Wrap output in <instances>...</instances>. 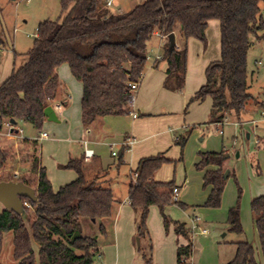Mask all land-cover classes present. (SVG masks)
<instances>
[{
  "label": "trees",
  "instance_id": "1",
  "mask_svg": "<svg viewBox=\"0 0 264 264\" xmlns=\"http://www.w3.org/2000/svg\"><path fill=\"white\" fill-rule=\"evenodd\" d=\"M107 1L61 0L63 19L39 25L33 46L25 54L27 61L0 85V133L11 120L16 122L11 129L14 134L19 132L20 122L42 129L46 120L44 110L49 105L46 85L65 64L82 84L85 127L106 116L128 115L130 85L142 81L149 44L156 34L165 37L162 55L156 60V64L164 60L168 65L164 88L182 91L187 78L188 41L196 39L206 45L207 28L212 20L220 23L221 57L206 68L205 82L190 98L187 109L211 98V124L221 123L228 116L240 119L251 103L264 109V100L250 91L254 71L250 73L248 68L250 50L264 42V0H141L132 10L118 14L110 12ZM2 15L0 5V48L8 45ZM172 34L180 37V46L177 43L172 46L169 39ZM186 141L180 138L177 142L183 149ZM19 145V151L24 152L21 161L31 165L34 177L18 181L33 187L38 201L24 198L31 206L25 207L24 215L5 208L0 210V256L5 235L12 233L15 264H94L99 253V236L89 232L98 228L100 234L107 235L114 225L118 202L112 189L88 181L82 156L61 166L74 170L78 177L56 191L41 163L39 143L23 139ZM123 154L124 149L117 156L119 164L124 162ZM13 156L0 145V172ZM199 157L197 169L205 171L204 187L212 188L205 205L218 208L231 175L224 177L228 155L223 151L199 153ZM171 162L164 154L141 159L128 191L140 239L137 252L147 264H153L154 247L147 224L151 208H159L168 232L171 223L165 209L178 203L172 200L174 181L154 179ZM209 167L214 170H208ZM30 210L34 213L31 229L26 222ZM251 210L264 255V196L252 201ZM240 213L237 203L228 217L230 230L237 234H243ZM175 230L190 238L191 232L183 224L176 223ZM236 245L235 258L226 264H258L252 244L240 241ZM191 254L192 243L180 246L177 264H188Z\"/></svg>",
  "mask_w": 264,
  "mask_h": 264
},
{
  "label": "rangeland",
  "instance_id": "2",
  "mask_svg": "<svg viewBox=\"0 0 264 264\" xmlns=\"http://www.w3.org/2000/svg\"><path fill=\"white\" fill-rule=\"evenodd\" d=\"M140 1L113 0V5L108 8L113 14L126 13ZM0 5L3 8L5 39L8 40V45L0 48L1 85L14 69L23 66L27 61L25 54L33 46L38 35L39 25L47 20H62L65 13L62 10L61 0H0ZM209 40L211 48H213L215 40L212 38L211 32H209ZM161 41L160 35L157 34L150 41L149 58L145 71L152 69L157 56L162 55ZM207 46L208 42L204 48ZM260 46L264 47V42L250 50L248 68L250 73L253 70L257 72L259 69L255 81L253 79V83L251 82L250 91L264 100V49L259 48ZM259 60L262 61V65L257 63ZM195 63L196 59H193L182 91L168 92L164 98H155L156 100L150 103L147 111L157 110L163 114L161 117L153 118L156 125L154 127L151 125L140 126L143 117L138 120L136 133H133L135 136H131L140 141L146 139L141 141L144 150L137 151L134 147L131 151L125 152L124 160L127 165L121 168V176L129 174L132 169L135 170L140 159L156 156L169 150L166 156L171 158L172 162L165 164L158 175L163 179L173 180L176 185H184L183 192L178 198L179 202L172 203L165 209V214L171 223L168 232L159 208L156 206L151 208L147 224L154 247L153 264H177L178 235L175 231V224H183L190 231L195 218L199 219L201 229L207 230L208 233L195 237L190 234V238L184 235L180 236L181 243H192V254L188 264L229 263L235 258L236 243L240 241L252 244L256 249V262L264 264V255L261 251L251 210L252 201L257 197L264 196V117L259 111L254 114V117L252 116L254 122L240 124L237 122L240 119L228 116V124H211L209 123L211 98H207L202 103L191 104L187 109L194 90L199 88L204 81V72ZM165 64L162 63L161 68L165 67ZM137 96L138 93L136 98ZM148 99L149 97L146 96L141 98V101L148 104ZM246 111L242 116L247 113ZM119 118H121L119 119L120 129L131 132L132 115H121ZM65 125H67L65 122L62 124L48 122L43 125L41 130H38L30 124L20 122L18 135L21 138L35 139L40 136L41 132H46L52 137L51 140H41L40 142L43 147L44 164L51 169L55 154L60 155L59 153L65 152L69 141H75V134L70 132L69 127ZM158 125L160 127L157 128ZM219 130H222L224 135H221ZM3 132L5 135H0V145L12 152L14 159L10 158L1 170L0 180L14 179V181H18L20 178H33L31 165L21 161L24 152L19 151L20 145H16V142L20 144L23 139L12 137L7 127ZM176 138L187 139L183 149L180 145H176ZM116 141L118 143L120 138H117ZM96 149L103 153L104 164L113 165L110 175L114 179L118 169L114 165L119 163V159L112 156L111 148L108 146L101 145ZM223 151L229 156L224 164L226 169L223 168V170L224 172L230 171L231 175L225 187L221 206L209 208L205 204L210 190L204 187V171L197 169L199 153H220ZM15 172H18V175ZM50 175L54 178L53 171L50 172ZM135 179L136 175L132 172L130 177L125 176L120 182L112 184L115 195L122 205L120 208L116 207V219L107 235L100 234L98 228L89 232L91 235L98 234L99 236L100 251L94 258V264H115L118 253L116 243L119 244V253L123 256L122 261L118 264H147L143 255L137 252L139 244L136 225L131 206L127 203L129 202V184ZM55 187L59 188L56 185ZM237 203L240 204L243 234L232 232L228 223L229 211ZM3 208L0 203V210ZM29 214L26 217V222L28 228L31 229L34 213L30 210ZM131 228L135 230L134 236L130 235ZM142 246L145 247L146 243H143ZM34 248L38 251L37 245H34ZM13 253V234L8 233L4 238V250L0 256V264H15ZM99 254L103 255L102 259L99 258Z\"/></svg>",
  "mask_w": 264,
  "mask_h": 264
},
{
  "label": "crops",
  "instance_id": "3",
  "mask_svg": "<svg viewBox=\"0 0 264 264\" xmlns=\"http://www.w3.org/2000/svg\"><path fill=\"white\" fill-rule=\"evenodd\" d=\"M113 5V2H112ZM109 7V6H107ZM110 10V9H109ZM111 12V11H110ZM218 22V23H217ZM209 32L212 34V38L215 40L214 42V47L211 48L210 45V40H209ZM221 34H220V23L217 20H212L208 24L207 28V42L208 46L207 48H204V44H202L200 41L196 39H190L188 41V68H187V77L188 73H190L191 70V61L193 59H196L195 65L198 64L200 68L204 72V81L205 82V71L208 65L213 62L217 61L221 57ZM176 43L177 45L180 46L181 39L180 37L176 36ZM163 46V42L161 41V48ZM262 50L264 49L263 46H260ZM160 55V54H159ZM161 56V55H160ZM162 63H166L165 67L161 68ZM258 64L262 65V61H258ZM157 65V67H156ZM167 62L164 60H160L157 64L153 65L152 69H149L145 71L143 79L140 83V88L138 90V96L136 98V103L134 110L138 114L137 118H132V128L131 132L130 131H125L120 129L119 127V116H106L103 118H100L97 122L94 124L85 127L83 124V109H82V84L79 82H76L77 80L74 78V76L71 73L70 67L68 65H62L52 77L49 82L46 85V97L48 101V106H52L54 110L56 111V114L58 115V118L60 122L58 124L66 123V127H69L70 132L75 134V141H69V146L65 149V152L59 153L60 155L55 154V157H53V162L51 169L48 165L45 166L44 164V157H43V147L40 144L41 140H51L52 137L49 135L47 138H43L42 134L44 132L40 133V136L35 139H30V140H36L39 145H40V159L42 165L46 168L47 170V175L48 178L50 179L54 190H58L61 187L66 186L67 184L75 181L78 177L77 173L74 170H68V169H63L61 166L65 165L69 162L71 158H80L84 157V152H85V147H84V142L88 143V147L94 151V156L90 160H85V174L88 179V181H97L101 183L104 187L110 188L113 191V195L115 199L118 202V207L120 208L122 205V202L118 200V198L115 195V191L112 188V184L114 182H120L123 177H130V174L134 171H132L124 175L122 174L121 176V168L123 166H126L127 163L124 160L123 164H115L114 166H117V175L113 179L111 178V171L113 168L112 164H104L103 159H102V152L98 151L96 147L105 145L111 148V154L113 151H118L119 155H122L123 149H124V156L126 152V140L131 137V135H134L133 133H136L137 130V123L138 120H140V117H143L141 120V125H151L155 126V119L154 117H161L163 114L160 111H147L149 106L151 105L150 103L153 100H156L155 98H164L169 91L164 88V81L166 79V70H167ZM254 71V81L256 78V73L259 72V69L253 70ZM252 71V72H253ZM201 83V85L203 84ZM200 86V85H199ZM201 87V86H200ZM199 87V88H200ZM198 87L194 90L195 92L199 89ZM195 92L191 95V97L195 94ZM148 96V104L144 103L141 101V98H144ZM166 99V98H165ZM262 101V98H259ZM197 103H202V102H197ZM212 107V105H211ZM249 111H246L247 113L244 116H241L240 121H237L240 124L243 123H249V122H254L255 120L252 119V116L254 117V114L263 111V108L257 105L256 103H251L248 108ZM211 111V110H210ZM235 117V116H234ZM232 118V117H231ZM237 118V117H235ZM248 118V119H246ZM238 120V118H237ZM158 121V120H156ZM50 123L47 119L44 122V125L46 123ZM153 122V123H152ZM152 123V124H149ZM229 123V122H228ZM227 123V124H228ZM64 126V127H65ZM160 127L159 125L157 128ZM132 133V134H130ZM5 135V132H1L0 135ZM19 132L17 133H11L12 137H19ZM160 134V133H159ZM140 135V134H139ZM224 135V133L222 134ZM135 136V135H134ZM21 138V137H19ZM117 138H120V143L116 141ZM21 139H28V138H21ZM177 139V138H176ZM122 140V141H121ZM146 139H141L143 142ZM141 141L138 140L137 143L135 144V150L137 151H143L144 148L141 146ZM16 145L18 146L19 144L16 142ZM176 145H178V142L176 140ZM118 146V148H116ZM133 147V148H134ZM97 150V151H96ZM136 151V152H137ZM169 150L166 152L162 153L166 156ZM239 156V154H237ZM167 157V156H166ZM117 158V157H115ZM168 158V157H167ZM200 158V157H199ZM229 158V156H228ZM143 159V158H142ZM172 160L171 158H168ZM141 160V159H140ZM139 160V161H140ZM200 160V159H199ZM139 162L137 163L138 166ZM259 166V165H258ZM137 168V167H136ZM225 168V167H224ZM260 168V167H259ZM226 169V168H225ZM208 170H214V167H209ZM53 171L54 178L50 175V172ZM74 173H73V172ZM160 171V170H159ZM159 171L155 174L154 179L158 182H171L170 179H163L161 178L158 174ZM16 175H18V172H15ZM229 174L231 172L229 171ZM204 176H205V171H204ZM204 179V177H203ZM173 181V180H172ZM132 182V181H131ZM131 184V183H130ZM129 184V187H130ZM56 186L59 188L56 189ZM175 187H178L180 190V195L183 192L184 185H176ZM210 192L208 196L211 193L212 188L208 187ZM129 191V189H128ZM179 195V196H180ZM208 198V197H207ZM129 201V200H128ZM179 202V201H178ZM128 205L130 206V203L127 202ZM117 207V208H118ZM131 208V207H130ZM132 216L133 220L135 221V213L132 210ZM151 211V210H150ZM116 219V217H115ZM176 231V230H175ZM176 234L178 235V241H177V249L180 246H186L187 243H181L180 242V236L182 234L178 233L176 231ZM130 235L134 236L135 235V230L134 228H131L130 230ZM117 247V261L115 264L120 263L123 259L122 254H120V246L118 243H116ZM134 246L132 245V249ZM100 251V250H99ZM133 251V250H132ZM177 253V252H176ZM102 254H99V258L102 259Z\"/></svg>",
  "mask_w": 264,
  "mask_h": 264
},
{
  "label": "water",
  "instance_id": "4",
  "mask_svg": "<svg viewBox=\"0 0 264 264\" xmlns=\"http://www.w3.org/2000/svg\"><path fill=\"white\" fill-rule=\"evenodd\" d=\"M172 46L176 44V36L174 34L169 36ZM44 115L46 119L50 122L59 123L60 120L56 111L52 106H48L44 110ZM11 124H16L14 120H11ZM238 156V155H237ZM229 175V171L225 172L224 177L227 178ZM29 199L33 202L38 201V197L36 191L33 187L26 185L21 181H8V182H0V203L2 206L11 210L18 215H24L25 205L23 199ZM138 244L140 245V239L138 238Z\"/></svg>",
  "mask_w": 264,
  "mask_h": 264
},
{
  "label": "built area",
  "instance_id": "5",
  "mask_svg": "<svg viewBox=\"0 0 264 264\" xmlns=\"http://www.w3.org/2000/svg\"><path fill=\"white\" fill-rule=\"evenodd\" d=\"M112 2L113 0H108L107 1V6H111L112 5ZM161 39H165L164 36L160 35ZM160 59V55L157 56V59L158 60ZM140 83L141 82H133L131 83V99H130V102H129V107H130V113L129 115H132L133 118H137L138 117V114L136 113V111L134 110V107H135V103H136V94L138 93V90L140 88ZM262 115L264 117V109L262 111ZM229 122L228 120V117H226L221 123H218V125H224V124H227ZM5 127H7V129L11 132V129L13 128V124H11V122H7L5 124ZM220 134L222 135L224 132L222 130H219ZM49 135L48 133L44 132L42 134V137L43 138H47ZM177 141L179 140V138L176 139ZM137 138L134 137V136H131L129 137L127 140H126V151H131L133 149V147L135 146V144L137 143ZM84 147H85V152H84V159L85 160H90L93 156H94V151L92 149H90L88 147V143L87 142H84ZM119 154L117 151H113L112 152V156L113 157H117ZM179 195H180V190L178 187H175L173 189V196H172V200L174 202H178V198H179ZM24 205L25 207L27 208H31L30 204H28L27 202H24ZM190 232H191V235L193 237L195 236H200V235H205L208 233L207 230H203L201 229V226L199 224V219L198 218H195L192 222V226L190 228Z\"/></svg>",
  "mask_w": 264,
  "mask_h": 264
}]
</instances>
